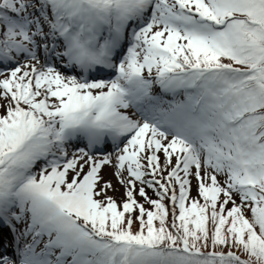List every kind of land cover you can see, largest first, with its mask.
I'll return each mask as SVG.
<instances>
[{
  "label": "snow or ice",
  "instance_id": "obj_1",
  "mask_svg": "<svg viewBox=\"0 0 264 264\" xmlns=\"http://www.w3.org/2000/svg\"><path fill=\"white\" fill-rule=\"evenodd\" d=\"M0 100V264H264V0H0Z\"/></svg>",
  "mask_w": 264,
  "mask_h": 264
},
{
  "label": "rangeland",
  "instance_id": "obj_2",
  "mask_svg": "<svg viewBox=\"0 0 264 264\" xmlns=\"http://www.w3.org/2000/svg\"><path fill=\"white\" fill-rule=\"evenodd\" d=\"M2 103H5V101L3 100H0V104ZM2 111V110H0ZM83 146V145H81ZM108 150L110 151L111 148L109 147ZM113 172H114V169L112 167H108V166H105L103 169H102V175L104 176L105 180H109L111 181V183L113 184V187H114V191L113 190H109V195H112L118 202H120L122 200V197H123V187L121 186V184L119 183V179L113 175ZM148 191V190H147ZM195 193L193 192V195ZM153 195V194H152ZM138 199H140V201H142L143 203V200L139 197H137ZM153 198H155V195H153ZM167 203V201H166ZM231 205H229L230 207ZM146 207H150L149 205L146 204Z\"/></svg>",
  "mask_w": 264,
  "mask_h": 264
},
{
  "label": "trees",
  "instance_id": "obj_3",
  "mask_svg": "<svg viewBox=\"0 0 264 264\" xmlns=\"http://www.w3.org/2000/svg\"><path fill=\"white\" fill-rule=\"evenodd\" d=\"M148 193H149V195L150 196H152L153 197V195H154V192H153V190L152 189H148ZM153 194V195H152ZM238 254H240L241 256H242V258H244V259H246L247 258V255L246 254H243L242 252H239L238 251Z\"/></svg>",
  "mask_w": 264,
  "mask_h": 264
}]
</instances>
